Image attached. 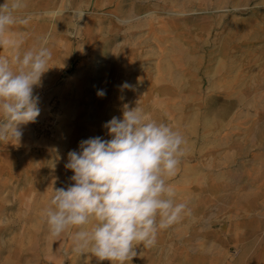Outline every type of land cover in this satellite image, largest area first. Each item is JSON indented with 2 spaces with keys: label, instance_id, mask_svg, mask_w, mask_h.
<instances>
[{
  "label": "rangeland",
  "instance_id": "1",
  "mask_svg": "<svg viewBox=\"0 0 264 264\" xmlns=\"http://www.w3.org/2000/svg\"><path fill=\"white\" fill-rule=\"evenodd\" d=\"M0 6L15 19L4 38L19 42L0 57L52 53L33 87L40 115L18 143L0 140V264H111L74 252L76 229L52 236L43 211L73 183L68 152L110 139L103 125L125 105L184 137L169 183L190 210L126 264H264V0Z\"/></svg>",
  "mask_w": 264,
  "mask_h": 264
},
{
  "label": "clouds",
  "instance_id": "2",
  "mask_svg": "<svg viewBox=\"0 0 264 264\" xmlns=\"http://www.w3.org/2000/svg\"><path fill=\"white\" fill-rule=\"evenodd\" d=\"M14 23L12 13L0 6V46L19 47L18 41L4 38ZM51 55L41 46L12 61L0 57V140L18 143L20 126L34 123L40 115L33 87L49 69ZM97 95L103 97L105 91ZM103 127L110 139L90 137L68 152L65 168L73 172V183L53 188L43 216L54 237L76 229L74 252L126 264L137 255V247H153L160 230L190 214L186 203L175 201L176 191L169 183L185 155L186 141L139 106L125 105L122 118L113 116Z\"/></svg>",
  "mask_w": 264,
  "mask_h": 264
}]
</instances>
